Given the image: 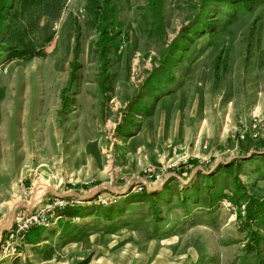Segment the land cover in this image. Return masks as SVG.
<instances>
[{
	"label": "rangeland",
	"instance_id": "374dc122",
	"mask_svg": "<svg viewBox=\"0 0 264 264\" xmlns=\"http://www.w3.org/2000/svg\"><path fill=\"white\" fill-rule=\"evenodd\" d=\"M22 1L2 12L0 264H264V0ZM55 197L3 253L16 210Z\"/></svg>",
	"mask_w": 264,
	"mask_h": 264
},
{
	"label": "built area",
	"instance_id": "2783aa9c",
	"mask_svg": "<svg viewBox=\"0 0 264 264\" xmlns=\"http://www.w3.org/2000/svg\"><path fill=\"white\" fill-rule=\"evenodd\" d=\"M67 202L64 198L55 197L45 199L38 205L30 206L29 204L25 208L16 210L13 222L5 235L6 246L3 253L8 250H17L25 243L31 231L48 228L58 221L61 217L60 211L65 208Z\"/></svg>",
	"mask_w": 264,
	"mask_h": 264
},
{
	"label": "trees",
	"instance_id": "16d2710c",
	"mask_svg": "<svg viewBox=\"0 0 264 264\" xmlns=\"http://www.w3.org/2000/svg\"><path fill=\"white\" fill-rule=\"evenodd\" d=\"M26 1L27 0H23L21 2V4L24 5L26 3ZM31 4L32 5L35 4L34 0H31ZM6 8H7L6 0H0V37L2 36V33H3V31H2L3 30V22H4L3 17L5 16V15H2V12ZM12 8H14V6H12ZM13 52L15 53L14 55H17L19 57H24L27 54V52H26V50H24V48L20 49L18 47H16ZM37 53H39V54H36V55H42L41 51H39ZM30 56H32V55H30ZM253 204H257V205H254L256 210L254 212H252V216H255L258 218V217H261L262 215H264V202L259 203V202L255 201ZM257 218H255V219H257Z\"/></svg>",
	"mask_w": 264,
	"mask_h": 264
}]
</instances>
